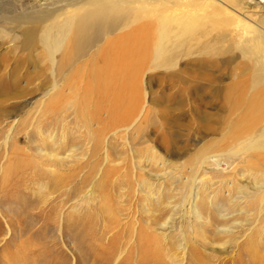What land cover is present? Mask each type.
I'll return each mask as SVG.
<instances>
[{"label":"rangeland","instance_id":"1","mask_svg":"<svg viewBox=\"0 0 264 264\" xmlns=\"http://www.w3.org/2000/svg\"><path fill=\"white\" fill-rule=\"evenodd\" d=\"M192 252L264 264V0H0V264Z\"/></svg>","mask_w":264,"mask_h":264},{"label":"bare ground","instance_id":"2","mask_svg":"<svg viewBox=\"0 0 264 264\" xmlns=\"http://www.w3.org/2000/svg\"><path fill=\"white\" fill-rule=\"evenodd\" d=\"M37 27V26H36ZM66 27H69V26H66ZM72 27V26H71ZM37 29V28H36ZM58 30V33H59V28L57 29ZM37 32V31H36ZM67 32V31H66ZM33 33V32H32ZM56 33V32H55ZM68 33V32H67ZM36 34V33H35ZM57 34V33H56ZM60 34V33H59ZM62 34V33H61ZM37 35V34H36ZM68 35V34H67ZM65 36V35H64ZM53 37H55V36H53ZM72 38V37H71ZM27 41V40H26ZM73 42V41H72ZM30 46V45H29ZM67 47V46H66ZM51 48V47H50ZM50 48H49V50H50ZM70 48H71V46H70ZM69 48V49H70ZM69 49H65V50H69ZM63 51H64V49H63ZM67 52V51H66ZM69 52V51H68ZM74 52V51H73ZM113 52H115V51H113ZM71 53V52H70ZM62 57H61V59L59 60V59H56L55 57H53V54L51 53V57L49 58L50 59V63H49V65H48V69H49V71H50V73H51V75L52 74H55L56 72H59L60 71V69H62V68H64L65 66H63V64H65L66 66L69 64V66L70 67H72V65H73V62H74V58L72 59V61L70 62L68 59L66 60L65 58H64V56L63 55H61ZM64 58V59H63ZM101 59H103V58H101ZM116 65V64H115ZM63 66V67H62ZM62 67V68H61ZM105 68V67H104ZM47 69V68H46ZM112 69V68H111ZM116 69V68H115ZM118 69H119V67H118ZM43 70H45V69H43ZM63 70V69H62ZM95 70V69H94ZM114 70V69H113ZM121 70H122V68H121ZM96 71V70H95ZM97 71H99L98 69H97ZM111 71V70H110ZM107 72L108 71H99V72H95V74H99V75H97L98 77H97V80H101V81H97V92H98V94H99V97H101V98H107L108 97V95H110L111 94V92H114V89L115 88H117V90H119V87H116V86H114V85H111L108 81L110 80V74H107ZM59 73H61V72H59ZM113 74V73H112ZM120 74V73H119ZM118 74V75H119ZM116 75H117V73H116ZM118 75H117V77H118ZM114 77H115V75H114ZM53 78H54V76H53ZM106 81V82H105ZM55 82H56V80L55 79H53V83H52V85H51V88L50 89H53L54 87H55ZM112 82V81H111ZM113 84V83H112ZM49 89V90H50ZM49 90H47V92L45 93V94H48L49 93ZM54 91V90H53ZM53 96V95H52ZM54 97V96H53ZM51 99V98H50ZM50 99H48V101H50ZM117 99H119L118 98V92H117ZM51 101H52V99H51ZM47 104H48V102H47ZM112 105V104H111ZM111 105L109 106V109H112V107H111ZM50 106V105H49ZM104 107H106V106H104ZM111 107V108H110ZM107 108V107H106ZM113 110V109H112ZM109 111V110H108ZM110 113H112V112H110ZM111 116V115H110ZM114 120H115V118H113ZM110 120V119H109ZM64 133V132H63ZM47 135V134H46ZM63 135V134H62ZM50 136V135H49ZM64 137V136H63ZM5 143H6V137H5V141H4ZM63 145V144H62ZM41 150V149H40ZM67 150V149H66ZM69 150V149H68ZM67 150V151H68ZM69 152H71V151H68V154H69ZM108 154V153H107ZM55 155H57V154H55ZM51 156H52V154H51ZM53 157H55L54 156V154H53ZM57 157V156H56ZM68 156H66V158H67ZM54 160V159H53ZM107 160V159H106ZM104 175L102 176V177H105L106 175H107V173H103ZM102 179V178H101ZM105 179V178H104ZM102 181V180H101ZM99 184V183H98ZM101 184V183H100ZM260 188V187H259ZM193 192H194V194L193 195H195V197H197V195H198V187L196 188L195 186H194V189H193ZM204 201H205V198L204 197H202L201 199H200V206H204ZM223 202V201H222ZM232 201L231 200H228V203L230 204ZM225 203V202H224ZM220 204V208H219V213H218V215L221 217V218H226V216L227 215H229V214H231L229 211H225V209L224 208H226L225 207V205L227 204ZM229 204H227V206H229ZM194 205V204H193ZM206 205V204H205ZM205 207V206H204ZM217 207H218V205H217ZM195 209V211L194 212H196V214H197V216L199 217V213H198V211L196 210L197 208L196 207H194ZM195 215V214H194ZM230 216V215H229ZM228 216V217H229ZM227 217V218H228ZM228 220H230V219H227V221ZM230 221H232L230 224H234V222L236 221V220H234V219H231ZM224 222H226V221H224ZM226 224V223H225ZM220 225V226H218L217 227V229H219V230H225L226 229V227H228V226H230V225ZM228 224V223H227ZM232 227V226H231ZM233 230V229H232ZM193 250V249H192ZM196 251V249L194 250V252ZM191 256H190V260H192V263L193 264H198L197 262H196V260H194V257H193V252H192V254H190ZM262 257V256H261ZM191 262V261H190ZM203 264H208V263H206V262H204Z\"/></svg>","mask_w":264,"mask_h":264}]
</instances>
